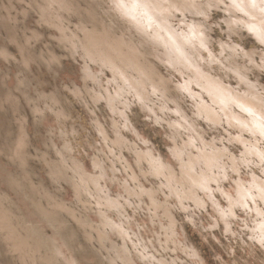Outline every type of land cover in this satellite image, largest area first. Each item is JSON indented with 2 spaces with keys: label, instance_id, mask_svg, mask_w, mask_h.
Returning <instances> with one entry per match:
<instances>
[{
  "label": "clouds",
  "instance_id": "1",
  "mask_svg": "<svg viewBox=\"0 0 264 264\" xmlns=\"http://www.w3.org/2000/svg\"><path fill=\"white\" fill-rule=\"evenodd\" d=\"M81 2L87 29L68 39L112 67L115 87L93 99L109 102L111 127L135 157L116 160L139 203L118 199L147 214L112 226L122 241L112 264H207L203 248L222 240L229 260L212 264H243L240 236L264 249V0ZM52 253L64 261L59 242Z\"/></svg>",
  "mask_w": 264,
  "mask_h": 264
},
{
  "label": "rangeland",
  "instance_id": "2",
  "mask_svg": "<svg viewBox=\"0 0 264 264\" xmlns=\"http://www.w3.org/2000/svg\"><path fill=\"white\" fill-rule=\"evenodd\" d=\"M57 4L50 11L45 0H0V264H58L54 242L66 253L60 264H112L122 243L112 226L147 215L143 204L118 199L139 203L126 195L116 160L135 157L111 127L109 102L93 99L97 87H115L113 72L68 39L87 29L81 0ZM239 239L243 264H264V249L247 233ZM225 244L203 248L207 264L229 260Z\"/></svg>",
  "mask_w": 264,
  "mask_h": 264
},
{
  "label": "bare ground",
  "instance_id": "3",
  "mask_svg": "<svg viewBox=\"0 0 264 264\" xmlns=\"http://www.w3.org/2000/svg\"><path fill=\"white\" fill-rule=\"evenodd\" d=\"M39 2V1H38ZM41 3V2H40ZM80 4V3H79ZM74 8V7H73ZM26 16V15H25ZM11 18V17H10ZM16 35V34H15ZM24 36V35H23ZM29 38V37H28ZM27 38V39H28ZM62 38V37H61ZM26 39V38H25ZM63 39V38H62ZM30 41V40H29ZM27 45V44H26ZM63 46V45H62ZM27 49V48H26ZM24 50V49H23ZM27 50H29V49H27ZM73 51V50H72ZM53 53V52H52ZM38 54V53H37ZM69 54H71V53H69ZM53 55V54H52ZM41 57V56H40ZM33 58V57H32ZM48 60V59H47ZM39 61V60H38ZM36 62V61H35ZM101 63L102 64H104L105 66H108L111 70H112V67H111V65L110 64H108V65H106L105 64V62H103V61H101ZM50 68V67H49ZM11 96V95H10ZM7 98H8V96H7ZM16 101H17V99H16ZM17 102H19V101H17ZM12 105V104H11ZM16 107V106H15ZM12 112H13V110H12ZM18 112V111H17ZM16 114V113H15ZM21 117V116H20ZM22 129V128H21ZM25 129V128H24ZM25 158V157H24ZM31 226V225H30ZM37 236V235H36ZM25 247V246H24ZM26 261V260H25Z\"/></svg>",
  "mask_w": 264,
  "mask_h": 264
}]
</instances>
